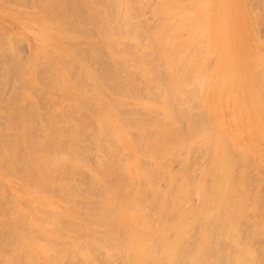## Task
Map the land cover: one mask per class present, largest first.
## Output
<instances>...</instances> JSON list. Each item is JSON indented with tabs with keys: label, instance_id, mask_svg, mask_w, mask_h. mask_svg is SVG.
I'll use <instances>...</instances> for the list:
<instances>
[{
	"label": "bare ground",
	"instance_id": "obj_1",
	"mask_svg": "<svg viewBox=\"0 0 264 264\" xmlns=\"http://www.w3.org/2000/svg\"><path fill=\"white\" fill-rule=\"evenodd\" d=\"M51 1L53 2V0H49L50 3H52ZM54 1L59 4L58 11L60 13H63L67 6L72 8L75 4L74 0ZM78 1L85 3L88 7L90 5L87 3L89 0ZM205 1L207 7L209 0H207L208 4ZM127 2L125 0L126 4ZM162 2L164 3L163 0ZM167 2L172 6L166 9L165 16H162L169 19L170 8L179 3H176V0ZM230 4L227 2L214 5L212 10L210 7L208 9L205 7L204 10L197 13L193 11L195 6L192 8L193 10L190 8L194 15H191L187 7V9H182V12L176 9L177 16H179L178 12L183 13L180 18L178 17L179 22H176L188 32L187 35L185 34L186 37L184 36V41L175 40L176 30L174 34L170 33V30L167 33L163 31L166 24L164 28L158 24L157 26L161 27V29L159 27L155 30L160 34L158 37L150 33V39H148L150 41L139 43L134 34L131 37V39H135L132 44L122 45L113 38L114 36L119 39L124 37V33L115 24L116 16L106 19L107 30L105 32L101 33L99 26V29L96 28L98 31L94 37L97 35L95 38L97 40L102 36L104 48H100L105 49L106 54L101 53L105 58L101 59L100 55H97L99 49H97V53L96 47L99 48V44L94 48L89 47L92 48L93 53L95 50L97 53H94L95 55H91L92 51L87 48L90 54L88 51L85 52L92 56L95 62L92 65L98 64L95 72L88 70L83 75L91 82L83 88L81 84H77L79 81L74 84V79L71 78L73 85L70 87L73 90L67 89V93L63 92V95H69V92L74 91L77 96L73 92L71 94L77 98L88 92L86 97L91 98L88 100L91 101L93 107L88 111L87 116L93 120L94 124L91 136L97 154L93 167L87 166L85 163L88 151L82 141L89 126L83 123L82 119L78 124H72V121L71 124H61L53 117H46L43 119L44 122L38 126L39 136L32 135L29 138L27 136L30 135L31 130L28 121L29 112L17 111V127L20 132L11 133V136L6 135L7 133H0V147H2L0 161L5 165L4 169L8 170L7 175L10 172L15 174L19 172V176L13 174L12 178L19 177L21 180L19 182L23 181L26 185L28 182L32 183L36 188L38 187L40 192H38L39 190L32 191L35 188L30 192L23 188V192L11 191L13 194L10 193L9 201H4L5 205H9V210L8 212L3 211L4 214L1 212L2 221L6 227V230H1L6 231L3 242L6 247L8 245L7 248L11 251L5 252L2 250L4 244L0 245V264H30L29 262L33 260L37 264H251L253 259L260 260V257L262 259L264 256V228H262L264 214L259 210L257 223L255 222L258 219H255L253 223V220L249 219V221L244 217L248 214L245 215V210L249 206L247 203H252V200H255L252 199L246 203L250 197L248 191L250 189L247 187L248 184L246 185L247 181L245 182L248 175L245 170L246 162L250 157L261 156L257 144L261 142L264 145V54L262 52L264 49L259 48L261 52L255 54L253 49L242 44V33L235 36V41H230L234 39L230 38L222 23L229 19L228 15L231 18H236L239 13L242 18L243 14L237 6L232 5L233 9H231ZM259 4L257 6H260ZM36 6L38 8V5ZM40 6L42 5L40 4ZM95 6L94 4L93 7L96 9L100 8L99 5ZM55 9L53 7L51 10L50 6V13L53 14L51 11H55ZM159 9L161 8L159 7ZM259 11L257 13L261 14ZM263 11L262 13H264ZM254 12L256 10L252 11V13ZM88 13H90L89 10ZM131 13L129 16H127L128 13L122 15L124 23L128 22V17L131 18ZM55 15L58 17L57 14H54L53 17ZM157 16L155 17L157 18ZM257 16L254 14L251 18L253 26L254 23L256 25ZM56 17H54V21H56ZM63 19L64 21H62ZM176 19L177 17H174L173 20ZM62 20L61 25L67 22L64 17ZM171 21L167 22L174 23ZM76 23L77 26L78 21ZM82 23L80 25L84 28L85 22ZM51 24L53 25V23ZM58 26L60 28H57L55 37L49 34L55 38V45L63 46L65 39L73 41L74 33L77 32L76 26L69 29V25L65 24L69 31L64 28L65 26ZM46 28L43 27V35L41 34L42 37L44 36L43 38L48 35L45 36ZM78 29L80 31L81 28L78 26ZM167 29L165 31H168ZM83 30L85 29H82L76 38L84 34ZM103 30L105 29L101 31ZM97 32L101 33V36ZM194 33H197L196 36L198 35L199 38L193 42L191 40L195 36ZM182 34L179 36L183 37ZM34 35L39 36L36 33ZM176 35L178 36V34ZM42 37V42L40 40L37 42H45ZM91 38L85 39L88 42V39L91 40ZM197 40H200V43ZM79 45L75 43L73 47L71 46V51L77 54L84 53V47L81 51ZM253 46L255 47V44ZM58 49L60 48L58 47ZM43 53L48 52L43 51ZM57 56L59 58V55ZM58 62L61 60L59 59ZM75 63L70 62L69 64ZM78 63L80 62L78 61ZM91 63L92 60L89 64ZM69 64L66 65L71 68H68V72L73 68ZM47 67L49 66L47 65ZM64 67L63 65V70L67 72ZM57 69L59 70V68ZM123 74H125L124 81L121 80V83L111 82ZM133 74H139L141 78L143 76L149 80L154 79L155 82L152 85L143 79L146 83L144 81L145 84L142 85L145 91L157 94L160 98L155 106L161 112L160 117L151 118L149 121H143L133 113L125 114L124 117L120 110L118 111L123 102L122 99L107 96L105 88L119 95L131 97L130 89L134 86ZM83 76L79 79L84 78ZM71 77L74 78V75ZM54 83L53 85H55ZM139 84L141 85V82ZM189 84L196 85V92L194 90V92L188 93L183 89L187 88ZM61 87L63 88V86ZM56 88L58 87L53 86V89ZM43 90L45 89L43 88ZM48 90L45 91L48 92ZM47 92L48 97L49 93L47 94ZM63 95H61L62 98ZM194 95L196 98L192 106L197 104V108L190 112V100ZM61 96L59 103L63 101ZM68 99L70 100L71 96ZM74 99L76 98L74 97ZM69 100L66 101L69 103ZM68 103L66 108L70 109L69 106L72 105ZM134 103L137 104L136 101ZM142 104L150 110V103L143 102ZM71 110L77 114L78 118L85 115L76 108ZM180 124H183L182 128ZM131 131L134 132L135 138L130 136ZM182 131L188 138L181 139ZM196 145L198 149L200 148L198 151H201L202 156L207 157L208 165L207 167L201 165L196 167L198 172L193 176L192 168L194 167H192L193 164L190 162L187 152L190 149L192 151ZM115 146L126 153L125 159L121 158L122 162L118 157V151L113 149ZM172 158H175V161L177 158L181 159L180 166L187 170H185L186 173L180 174V170L179 174H177L178 172L175 174L174 171L172 172L173 169L165 168L167 163L170 164L168 161L172 163ZM72 173H76V179L78 174L80 175L78 186L70 183ZM108 173H113L112 179L108 178ZM72 176L75 177V174ZM159 181H163L162 187L158 184ZM187 189H191L193 192L195 202L191 207L187 206V202L184 207L187 206L186 208L189 207V209L185 211L179 209V202L182 198L178 201V194L182 193L181 196L185 199L184 195L187 194ZM31 192L33 193L31 194ZM147 193L149 195H146ZM255 194L258 195V193ZM256 195L254 196L256 197ZM58 200L60 203L62 201L64 205L61 203L60 206ZM1 201L0 197V203ZM147 202L155 207V212H152V215L148 214ZM18 204H21V207ZM254 204L252 203V205ZM10 209H12L11 212ZM250 210L249 212H251ZM252 212L253 215L254 212ZM258 227L262 228L260 233L262 236L259 237H262L263 240L259 251L250 244L252 238L260 232H258ZM2 251L4 252L2 253ZM19 251L22 252L21 260L18 258Z\"/></svg>",
	"mask_w": 264,
	"mask_h": 264
},
{
	"label": "rangeland",
	"instance_id": "obj_2",
	"mask_svg": "<svg viewBox=\"0 0 264 264\" xmlns=\"http://www.w3.org/2000/svg\"><path fill=\"white\" fill-rule=\"evenodd\" d=\"M100 1H102V2H100ZM104 1L105 0H93V1L89 0V2H87L88 4L90 3V5H89L90 8H89L85 3L81 2V1H78V0H76V1L74 0L75 4L73 3L74 4L73 7L71 8V7L67 6L65 8V10H64L65 13L63 12L64 13L63 14V13H60L58 11L59 4H56L55 3L56 1H54V0H53V2L51 1L52 3H50L49 0H0V133H2V134H6L7 133L6 135H8V134L10 135L11 133L15 134V133H19L20 132L19 128L17 127V124H18V119H17L18 112L17 111L29 112L28 121L30 122V127H31L30 135H27L29 138H31L32 135L33 136H35V135L39 136L40 132L38 130V126L41 123L44 122L43 119L46 118V117H53L55 120H59V122L61 124H66V123L67 124H71V123L72 124H78V123L81 122L79 120L82 119V122L89 126L86 129L85 136H84V139L82 141V144L85 146V148L88 151V155H87L85 163H86L87 166L93 167L94 166V161H95L94 158H95V155L97 154L96 150L94 149L93 139H92V136H91V131H92V128H93L94 124H93V120H91L87 116L88 111L93 107V106H91V103H90L91 101L89 102V100H88V99L91 100V98H87L86 97L88 95V92L83 93L82 95L78 96V98L76 97L77 95L74 93V91H72V92L76 96L71 94L72 92H69V95L64 94L65 96L67 95L65 97L63 95V92L67 93L68 92L67 89L69 91L73 90L70 87V86L73 85V82L75 84V82L79 81L77 84H79V85L81 84L83 86V88H85V86L91 82L89 78H86L83 75H85V73L88 70L90 72H95L97 70V68H98V66H97L98 64L96 63L97 64L96 66L92 65L93 63L95 64V62H94L92 56L89 55L90 54L89 51H92V48H89V47H93L94 48V47L98 46L97 44H99V48L96 47V51H97V49H99L98 50L99 54H97L98 51H97V53H95V50H94V53L97 54V55H100L99 57L101 59L105 58L104 55H102L103 53L104 54H106V53L104 51L105 49L102 50L104 47L102 46L103 40H101L102 36L100 34L107 30L106 25H105L106 19H111V17H115L116 16L115 17V24L118 25L119 28L121 29L122 33H124V37H121L119 39L117 36H114L113 38L115 40H117V42L121 43L122 45H130V44H132L135 41V39H131V37L134 34L136 35V39H137L136 41L139 42V43H145L146 41H150L148 39H150V35L151 34L156 36V37H158V35H160L158 32L156 33V31H155V30L159 29L160 26L162 28H164L166 26L163 29V31L167 32V33H169V30H170V33H172V34H174L175 30H176V34H178V36L181 35V33H183L184 34V35L182 34L183 37L179 36V38H178V36L176 34H174V35L176 37L175 40L184 41V36H185V34L187 35L188 32L185 29H183L181 27V25L179 26V23H178L179 22L178 21L179 20L178 17L180 18L181 15L183 14V13L181 14L182 9H187L188 8L190 10V8H191V10H193L192 8H194L196 6L193 11H195L194 13H197V12H200L201 10H204L205 7H206V4L204 3V0H201L202 2H195V1H199V0H195V1H193V0H191V1H189V0H185V1L176 0V3L178 2L179 4L178 5L175 4V6L170 8L171 11H169V15H170L169 19L174 21V23L171 21L173 23V25H172V23L167 22V21H170L168 19V17L166 18V17L162 16V15L165 16V12H166L165 10L172 6V5L168 4V2H167L168 0H163L164 3L162 2V0H161V2H160V0H131V1L130 0L129 1L126 0V2L127 1L129 2V3L127 2L128 6L125 3V0H122V1L106 0L105 2ZM250 1H252V2H250ZM263 1L264 0H247V1L246 0H209L208 1L209 5L206 8L208 9L210 7V10H212L214 5H219V4L227 3V2L231 3L230 4V8L231 9H233L232 5L237 6V8L243 13L242 14V18H240V14L239 13H238V16L236 18L234 17L235 19L231 18L228 15L229 19H226V21H224L222 23V25H223L225 31H227L228 34L230 35V38L232 37L234 39V40H230V41H235V36L238 35L239 33H242V35H243L242 44L248 46L249 49H253L254 53L256 54L258 52H261L262 49H264L263 48L264 45H260L261 43L264 44V13H262V11L264 10ZM91 2H92V5H91ZM182 2H184V3H182ZM205 2L207 3V0ZM82 3H83V5H82ZM93 3L96 5L95 7H98V5H99L100 8H98V9L94 8L93 7L94 6ZM160 3H162V5H160ZM199 3H200L201 6L199 5ZM261 3H262V5H261ZM40 4L42 6H40ZM119 4L120 5L122 4L121 6L124 5L123 6L124 7V11H129V12H124L123 11V7L120 8L121 6ZM258 4L260 6H257ZM36 5H38V8H37ZM101 5L104 6L103 10H102L103 6H101ZM158 5H160V6H158ZM202 5L204 6V8H203ZM252 5L253 6L256 5L255 6L256 9ZM50 6H51V10L53 9V7L55 9V6H57L55 11L54 10L51 11V12H53V14L50 13V10H49ZM125 6H126V8H125ZM154 6L155 7L157 6L156 7L157 10L155 9ZM159 7L161 9H159ZM127 8H129L131 11L128 10ZM257 8H259V9H257ZM176 9H179L177 11H181V12H178L179 16H177ZM88 10L90 11V13H88ZM191 10L189 12L192 15L193 12ZM251 10L252 11L256 10V12L252 13ZM258 11L261 12V14L257 13ZM40 12H41V14H40ZM153 12H155V13L153 14ZM250 12H251V15H250ZM72 13H74V14H72ZM129 13H131L130 14L131 18L128 17V22L124 23V21H122L123 20L122 19V15L127 14V16H129ZM173 13H175V14H173ZM190 13H189V15H190ZM51 14H52V16H51ZM54 14H57V16L59 17V19H58V17H56V15L54 16V17L57 18L56 21H54V17H53ZM157 14H158V16H157ZM254 14H255V16H257V15L259 16V17L257 16L258 19L256 20V25H258V26H256L255 23H254V26H253L252 25L253 23H251L252 22L251 18L253 17ZM62 15H64V16H62ZM155 16H157V18ZM61 17L62 18L64 17L65 21L68 22V24H67V22H65V24L67 26L69 25L68 26L69 29L75 28V26L77 24L76 23L77 21H78V25L75 28L77 32L74 33L75 37H74L73 41L70 40V39H65V41L63 42V46L62 45L58 46L57 44L55 45V40H54L55 38L54 37L57 34V28H60L58 25H60L62 27L65 26V24H62V25L60 24L61 20H62ZM67 17L69 18V20H68ZM174 17L175 18L177 17V19L173 20ZM38 18H40V19L38 20ZM48 18H49V20L51 22L48 20ZM78 18H79V20H78ZM132 19H133L134 22L131 21ZM158 19H159V21H158ZM164 19H165V21L163 22ZM57 20L60 21V22H58ZM62 21H64V19ZM81 21L85 22L84 26L86 28L85 27L82 28V25H80V24H83V23ZM176 21H178V22H176ZM71 22H73V23L71 24ZM51 23H53V25ZM160 23H162V24H160ZM176 23H178V24H176ZM35 24H36V26H35ZM74 24H75V26H74ZM158 24L160 26H157ZM72 25L74 27H71ZM78 26L81 28L80 31H78L79 30ZM89 26L94 32L89 28ZM98 26L100 27L101 30L102 29H105V30H103V31L99 30L101 33L97 32V34L100 35L101 38L98 37L99 40L98 39L95 40L97 35H96V37H94V36L96 34V31H98V30H96V28L99 29ZM177 26H179L181 29L179 27H177ZM38 27H40L39 29L42 28V30H39ZM43 27H47L45 29V36H46V34H48L47 36H49V34H50V35H53L54 37L49 36L47 38V36H46L45 38H43L44 36L43 37L41 36V34H42L43 30H44ZM68 27L66 28V26H65L64 28L68 30ZM161 27H160V29H161ZM167 27H168V29H167ZM126 28H127V30H126ZM82 29H85L82 32L84 34H86V35L83 34L84 36L81 35L80 37L76 38L78 33L81 32ZM86 29H88V30H86ZM166 29L168 31H165ZM257 29H258V31H257ZM172 30H173V32H172ZM182 30H184V31H182ZM85 31H89L90 33L89 32L86 33ZM179 32H181V33L179 34ZM34 33H36V35H39V36H35ZM196 34L197 33H194L195 36L192 37L191 41L194 42V40L199 38V36L198 35L196 36ZM79 35H80V33H79ZM89 36L92 37V38H91V40L88 39V42H87V39H85V38H87V37L90 38ZM41 37H42L43 40H45V42H43V43L37 42L38 40L41 41ZM194 37H197V38H194ZM50 38H51V40H50ZM66 41H67L68 44L70 43L72 45H70V44L68 45L66 43ZM71 42H74V43H71ZM197 42L200 43V40L199 41L197 40ZM75 43H77V45H79L81 43L79 45V47H81V51H83V47H84V51H83L84 53H82V52H80L81 54L78 53L79 56H78L77 53H73L71 51V49L75 45ZM100 43H101V45H100ZM254 44H255V47L253 46ZM56 46H58L60 49H58V47H56ZM64 47H65V50H63ZM87 48H88V50L89 49L90 50L88 51ZM259 48H261V50ZM60 50H61V52H60ZM101 50L104 51V52H102ZM43 51L44 52H48V53L44 54ZM85 51H88L89 54L87 52H85ZM253 51H252V53H253ZM262 52L264 54V51H262ZM54 53L55 54L57 53V54L53 55ZM94 53L92 51L91 55H95ZM41 54H43V55H41ZM83 54H84V56L86 54L87 57L86 56L84 57ZM57 55H59V58H58ZM60 55L63 57V61H62ZM81 57H83L84 59L81 58ZM71 58H72V60H70ZM47 59H50V60L47 61ZM57 59L58 60L60 59L61 62H58ZM64 59H66V60H64ZM89 59H90V61H89ZM91 60H92V63L89 64L91 62ZM78 61L80 63H78ZM70 62H72V63L76 62L77 64L76 63L75 64L77 66L75 64H72V65L69 64ZM68 64L71 65V67H73L72 70H70V72H68L69 69H71L70 66L69 67L66 66ZM78 64H79V66L81 64L80 68H79ZM47 65L49 67H47ZM56 65H58V66H56ZM63 65L65 66L64 69H66V71L68 73L65 72V70H63ZM90 65H91V67H90ZM57 68H59V70ZM92 68H94V69H92ZM73 69H74V71H73ZM57 71H58L59 75H58ZM72 71H73L74 78L71 77V76H73L72 75ZM125 71H127L126 68H125ZM125 74H126V72H125ZM125 74H123L121 77H119L117 79L111 80V82H113V83H115V82L116 83H118V82L121 83V80L124 81L123 77H124ZM67 75H69L68 78H67ZM54 76L59 78V79L56 78L59 82H60V79H61V82L60 83L58 81L56 82V79H55ZM81 76H83L84 78L79 79V77H81ZM133 77H134L133 78L134 86L131 87V89H130L131 97L130 96L119 95L117 93H114V91H110L109 89L105 88L107 96L109 98H113V97L115 98L116 97V98H121L122 99L123 102L120 105V109H118V111L120 110V112L123 114V116L125 114L133 113V114L136 115V117H138L139 119H141L143 121H149V119H151V118L160 117L161 116L160 110L158 108L157 109L155 108V106L158 103L160 98L158 97L157 94H152V93H148L147 91H145L144 86H143L146 83V81L148 83L150 82L149 84L152 85V83L155 82L154 79H150L151 80L150 81L149 79H146L143 76L141 78V75H139V74H137V75L133 74ZM71 78L74 79V81ZM143 79H145L146 81L143 80ZM152 80H153V82H152ZM144 81H145V83H144ZM62 82H63V84H62ZM139 82H141V85L139 84ZM43 83L45 84L46 88L43 87L44 86ZM53 83L55 85H53ZM192 83H193V80H192ZM57 84H58V86H57ZM52 85L54 87L55 86L58 87L59 89L58 88H56L57 90L53 89ZM61 86H63V88ZM66 86H68V87H66ZM195 86L196 85H194V84H189L187 86V88H183V89L187 90L188 93L190 91L194 92V90L196 92ZM69 87H70V89H69ZM43 88L45 90H48V89H51V90H48V92H47V91L43 90ZM65 88H66V90H65ZM52 89H53V91H52ZM62 90H64V91H62ZM56 91H57L58 94L56 93ZM46 92H47V94L49 93L50 97H49V95L47 97ZM143 94H144V96H143ZM61 95H63V98L64 99L66 98V99L64 100ZM60 96H61V98L63 100V101L61 100L63 102V103L61 102L62 104L59 103L60 102V98H59ZM70 96H71V99L69 100L68 98H70ZM132 96H134V97H132ZM74 97L76 99H74ZM58 98H59V100H58ZM195 98L196 97L194 95L193 98H191V100H190V102H191L190 103V105H191L190 106L191 107L190 108V112L191 111L193 112V110H196L195 108H197V106H196L197 104L193 105L194 107L192 106V104L195 102ZM66 100L67 101L69 100V103ZM135 101L137 102V104L134 103ZM74 102H75V104H74ZM143 102L150 103V106H149L150 110L143 106V104H142ZM67 103L72 105V106L68 105L70 107V109L66 108L67 107ZM76 104H77V106H76ZM73 106H75V107H73ZM74 108H76L78 110H81V112L85 113L84 117H82V118L79 117L78 118L76 116L77 114L73 113L72 110H71V109H74ZM64 109H65V111H63ZM66 109H67V111H66ZM73 115H75V116H73ZM123 122H124V120H123ZM180 125H181V128H182L183 124H180ZM131 132H132V134L129 132L130 136L135 138L133 136L134 132L133 131H131ZM185 135L186 134L182 131L181 132V136H180L181 139L183 137H184V139L188 138L187 135L186 136ZM135 146H137V145H135ZM194 147L192 148L193 152L191 151V149L189 150V152H187V154L189 153L188 157L190 159V162L193 164L192 167H194V168H192L193 169L192 170L193 176L195 174L197 175L198 169L196 167H198L199 165L207 167V165H208L207 157L206 156H202L201 151L200 152L198 151L200 148L198 149L197 145L194 146ZM118 148H119L118 146H115L113 149L118 151V152L117 151L116 152L118 153V157L120 158V161H121L122 159H125L124 157H125L126 153H124L123 151H120V149H118ZM257 148L260 150L259 154L260 155L262 154V155L261 156L258 155V156L250 157L252 159L249 158V160H247V162H246L247 166L245 168V170H247V173L249 175V177L247 175V178L250 179V180L249 179L247 180V178H245V182L247 181L246 185L248 184L247 187H248V189H250V190H248L250 192V194H249L250 197H249L248 201H246V203L250 202L252 199H255V200H252V203L253 204L255 203V204L252 205L251 202L247 203L249 205L248 206L249 209L247 208L245 210L246 213H245V211H244V213H245V215L247 213L248 214L246 216L244 215L245 217L244 216L243 217L244 218H248V220L249 219L253 220V223L255 222V219H258V220H256L255 223H257L259 221V216L257 214L258 212L261 211V213L264 214V182H263L264 181V155H263L264 154V145L261 142H259L257 144ZM0 149H2V147H0ZM195 152H196V155H194ZM190 153H192V154H190ZM197 154H198V156H197ZM182 155L184 156L185 154H182ZM201 158H202V160H201ZM178 159L179 158H177L176 161H175V158L174 159L172 158L171 159L172 163H171V161H168L170 164L167 163L165 168L166 169L169 168V170L173 169L172 172L174 171L175 174H176V172H178L177 174H179L180 170H181L180 174H183V172L186 173L187 170L183 169L180 166L181 165V159H179L180 161ZM197 161H198V165H197ZM173 162H174V164H173ZM199 162H200V164H199ZM169 165H170V167H169ZM0 166H1L0 167V194H1L0 197H1L2 201H3V202L1 201V203H0V204H2V205H0V210H2V211H0V217H1L0 230L1 229L2 230H6L5 223L2 221L3 218L1 216V212L4 214L5 212H3V211H7L8 212V210H9V205H5L6 203L4 201L5 200L9 201V198H11V196H10L11 191L19 193V192H23V190H24L23 188H26L30 192V190L35 188V190L34 189L32 190V191L35 192V191H38L39 189H37L38 187L36 188V186H34L32 183L28 182V185H26V183L23 182V181L19 182V180H20L19 177L14 176V178L18 179L17 182H16V179L12 178L13 174L14 175L18 174V176H19L20 173L17 172L15 174V173H11L9 171L10 173L8 172L9 174L7 175V171L8 170L4 169L5 165L2 164L1 161H0ZM174 168H175L176 171L174 170ZM239 168H242V166H239ZM3 169L5 170L6 173L4 172ZM194 170H196V171H194ZM73 174H75V177L72 176ZM107 175H108V178H110L113 175V173H111V174L108 173ZM76 176H77L76 173H72L71 174L70 183L71 184L73 183V185H77L78 186L80 184V178H78V177H80V175L78 174V177H77L78 180L76 179ZM1 178H3V179H1ZM112 178L113 177H111V179ZM8 180H10V181H8ZM259 181L262 182V183H260ZM75 182H76V184H75ZM160 182H162V183H160ZM252 182H254V183H252ZM249 183H251V184H249ZM158 184H160L161 185L160 187H162L163 181H159ZM255 187L257 188V190H256ZM254 188H255V190H254ZM188 189H187V194L184 195L185 199L181 196L182 193H181V195L178 194V201L182 198L181 200L184 202V204H183V202L180 200L181 204L179 202V207H180L179 209L185 210V211L188 210L189 207H191L194 204L193 202H195V197H194L193 192L191 191V189L190 190H188ZM15 190H17V191H15ZM38 192H40V190ZM254 192L258 193V195H256ZM32 193L33 192H31V194ZM11 194H13V193H11ZM45 194L50 195L49 193H45ZM146 195H149V194L147 193ZM254 195H256V197ZM4 197H5V199H4ZM26 198L28 199V197H26ZM59 201L60 200H58V204L61 206L62 205L61 203H63V202L61 201V203H60ZM147 203H148V206H147L148 214L152 215L153 214L152 212H155V207H152L149 202H147ZM185 204L187 206H189V207L188 208H186L187 206L184 207ZM63 205H64V203H63ZM18 206L21 207V204H18ZM255 206H256V208H255ZM2 208H4V209H2ZM184 208H186V209H184ZM252 209L255 210V211L257 210V211L255 212ZM249 210L251 212L252 211L254 212V213L252 212L253 215L251 214V212H249ZM11 211H12V209H10V212ZM26 214L28 215V213H26ZM255 215H256V217H255ZM3 225H4V229H3ZM262 228H264V226ZM262 228L258 227V229H259L258 232L259 231L260 232L254 238H252V241H251L252 243L250 242V244H252L254 246L253 248H255L258 251L260 250V248L262 246V242H263L262 237H259V236H262V234H260L262 232ZM1 231H0V237L2 236L3 233H4V235L2 236V239L0 238V245L4 244V246L2 245V250H5V252H9L11 250H9L7 248L8 245L6 247L5 243L3 242V239H4L6 231H2L3 233ZM10 247L11 246L9 245V248ZM3 252L4 251H2V253ZM18 255H19L18 256L19 260H21L22 259V252L19 251ZM0 258H1V255H0ZM29 263L30 264H33V263L37 264V262L34 261V260L29 262ZM250 263L251 264H264V256H262V259L260 257V260L253 259V261H251Z\"/></svg>",
	"mask_w": 264,
	"mask_h": 264
}]
</instances>
